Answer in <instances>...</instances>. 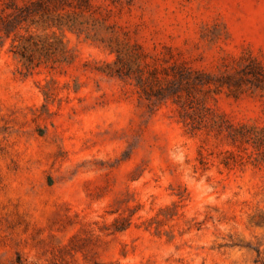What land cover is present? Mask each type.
Listing matches in <instances>:
<instances>
[{
  "label": "rangeland",
  "instance_id": "rangeland-1",
  "mask_svg": "<svg viewBox=\"0 0 264 264\" xmlns=\"http://www.w3.org/2000/svg\"><path fill=\"white\" fill-rule=\"evenodd\" d=\"M25 1L0 0L1 30ZM77 18L80 34L0 31V264H264V158L137 85L264 66V0H92ZM25 30L46 42L30 68ZM216 86L195 106L264 131L263 79Z\"/></svg>",
  "mask_w": 264,
  "mask_h": 264
},
{
  "label": "trees",
  "instance_id": "trees-1",
  "mask_svg": "<svg viewBox=\"0 0 264 264\" xmlns=\"http://www.w3.org/2000/svg\"><path fill=\"white\" fill-rule=\"evenodd\" d=\"M14 1V0H13ZM92 0H30L25 1L23 6L14 8L16 16L6 21H2V31L7 37H10L16 30L19 23L28 18H32V25L40 27L43 31L50 29L68 30L80 34V23L78 18L83 10L91 7ZM61 12H64L62 14ZM78 12V14H77ZM76 15V18L74 16ZM26 36L14 34L13 52L22 61L27 68L34 67L36 59L41 60L43 46L46 43L38 35H34L29 30ZM55 38V37H54ZM56 39V38H55ZM56 46V45H55ZM48 59L50 54H45ZM117 62H121L120 59ZM172 74H168L165 69V77L159 78L158 70H152L148 77L138 76L137 85L147 99L157 98L159 101L171 99L173 103L179 106V118L184 127L190 132L195 133L205 130L207 133L215 132L217 135L226 133L227 138L238 148L246 150L244 147L251 145L254 151L249 155L254 161L259 157L264 158V131L255 127L241 125H225L220 117L214 118L205 105L195 106V92L201 91L210 85L221 87L226 85L230 89L233 97L237 98L242 92L240 82H243L249 75L254 78L256 83L264 80V66L260 63L251 61L238 78L227 75L225 77L215 78L199 71H192L184 65L170 67ZM125 70V68H123ZM128 71V68L126 69ZM118 77L129 75L127 72H115ZM172 77V79H170ZM214 79H218L215 81ZM234 85V86H233ZM234 87V88H233ZM239 157V161H241ZM264 161V160H263ZM121 229V228H120Z\"/></svg>",
  "mask_w": 264,
  "mask_h": 264
}]
</instances>
